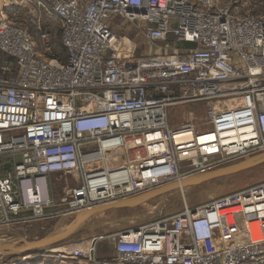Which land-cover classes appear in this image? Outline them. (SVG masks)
I'll list each match as a JSON object with an SVG mask.
<instances>
[{"label":"built area","instance_id":"built-area-1","mask_svg":"<svg viewBox=\"0 0 264 264\" xmlns=\"http://www.w3.org/2000/svg\"><path fill=\"white\" fill-rule=\"evenodd\" d=\"M35 7L0 12V157L8 155L0 162V227L74 216L264 153V15L219 0H36ZM41 13L61 24L64 59L54 56ZM113 18L144 23L151 44L169 48L173 37L181 47L138 55ZM234 98L240 102L224 108ZM192 102L208 103L207 127L171 126L170 107ZM186 131L193 137L179 143ZM53 173L76 180L58 201ZM67 242L38 258L264 264V183L151 225ZM105 242L111 255L100 253Z\"/></svg>","mask_w":264,"mask_h":264},{"label":"rangeland","instance_id":"rangeland-1","mask_svg":"<svg viewBox=\"0 0 264 264\" xmlns=\"http://www.w3.org/2000/svg\"><path fill=\"white\" fill-rule=\"evenodd\" d=\"M219 1L225 5L233 2L232 0ZM0 3L2 4V0H0ZM3 3L7 6L10 4L8 9H5L4 7L1 8L2 5L0 4V9H4V14L9 16H12L14 11H20V14L22 15L35 13L36 9V0H3ZM262 3L263 5H261V10L262 13H264V1ZM240 9L244 12L251 11L249 9ZM10 11H12V13H9ZM41 16L43 17V21L47 29L52 35L54 56L64 59L66 56L64 46L62 44L61 24L58 20L49 17L45 13H41ZM113 21H115L116 25L121 27L119 30L120 35L126 34L138 43V55L151 56L166 53L169 54L170 52L173 53L177 51V49L181 47L176 45V39L173 37L170 38L169 48L164 43L151 44L144 37V32L142 30L144 23L131 21L124 22L120 18H113L111 22ZM47 56L49 58L53 57L52 55ZM7 59V55H1L2 62ZM207 110L208 103L206 102H192L173 106L169 109V121L171 126L175 128H180L184 125H193L197 131H201L207 127ZM7 157L8 155L0 157V162L7 160ZM124 161L125 159H123V162ZM115 163L116 161L110 162L111 165ZM2 174V170L0 169V176ZM49 181L52 184L53 195L56 201L63 196L64 187L67 184H76L75 177L71 173H58L50 175ZM261 183H264V164L237 175L215 180L199 187L188 188L184 191L175 192L144 204L136 209L103 212L93 216L91 215L92 217L88 216L87 220L89 218L90 219L65 241H88L95 236L126 231L143 225H151L162 218L176 215L184 209H195L214 199L222 198ZM76 217L77 214L74 216L59 215L54 219L42 221L40 223L0 227V237L5 236V241H9L10 243L17 241L18 243H16V245L20 244V246H24L25 243L22 241L34 242L37 239H42L55 233H62V231L65 230V226H70ZM111 248V245H108L105 242L100 244L99 250L103 255H111ZM41 252L42 249H39L37 253L29 254L37 257V259L30 258L29 260H24V258L29 255L5 256L0 254V264H62L59 261L52 259H48L46 261L41 260L38 258V256L41 255Z\"/></svg>","mask_w":264,"mask_h":264},{"label":"water","instance_id":"water-1","mask_svg":"<svg viewBox=\"0 0 264 264\" xmlns=\"http://www.w3.org/2000/svg\"><path fill=\"white\" fill-rule=\"evenodd\" d=\"M264 164V154L258 155L241 162H238L233 165L225 166L204 174H199L191 177H187L180 182H174L168 185L163 186L162 188L156 189L154 191L148 192L138 197H134L131 199L115 202L112 204L100 206L89 211V217H92L95 214L103 213V212H110V211H119V210H129V209H136L144 204L149 202L155 201L159 198L164 196L173 194L178 191H184L188 188L199 187L204 184H208L215 180H219L222 178L230 177L233 175H237L239 173L248 171L252 168L258 167ZM5 170H11V164L7 163L5 165ZM83 212L79 213L75 220L70 224L67 231L62 233H55L51 236L37 239L34 242H24V246H17L12 244H2L0 245V254L2 255H9V256H27L31 252L44 249L50 246L57 245L61 242H64L71 236L74 232H76L85 222H87V216H81ZM92 215V216H91Z\"/></svg>","mask_w":264,"mask_h":264},{"label":"bare ground","instance_id":"bare-ground-1","mask_svg":"<svg viewBox=\"0 0 264 264\" xmlns=\"http://www.w3.org/2000/svg\"><path fill=\"white\" fill-rule=\"evenodd\" d=\"M239 102H240V99H236V98H234V99H230V100H227V101H225V103H224V105H225L224 108L234 106V105L238 104ZM192 137H193V135H192V131H186V132L181 133V134H179V135L177 136V141H178L179 143H180V142H181V143H184V141H187V140L191 139ZM212 139H213V136L209 135V136L202 137V138H201V141H211ZM263 154H264V153H263ZM260 155H261V154H260ZM231 165H233V164H231ZM228 166H229V165H228ZM171 183H173V182H171ZM171 183H168V184H171ZM168 184H165V185H168ZM165 185L158 186V187H156V188H154V189H152V190L145 191V192H142V193H139V194L133 195V196L127 198V199H131V198H134V197L141 196V195L146 194V193H148V192H151V191H154V190H156V189L162 188V187L165 186ZM127 199H123V200H127ZM123 200H120V201H123ZM115 202H119V201H115ZM115 202H112V203H115ZM112 203H108V204H112ZM108 204H104V205H108ZM104 205H100V206H104ZM100 206H98V207H100ZM95 208H96V207H95ZM92 209H93V208H92ZM89 211H90V209L83 211V213L81 214V216H82V215H83V216H87V215L89 216V214H88ZM77 215H78V214H77ZM68 228H69L68 225L65 226V230H63L62 232L67 231ZM59 233H61V232H59ZM24 242H26V241H24ZM16 243H18V242L15 241V242L10 243L9 241H5V236H4V237H3V236L0 237V245H2V244H12V245L17 246ZM37 261H38V260H37ZM20 264H21V263H20Z\"/></svg>","mask_w":264,"mask_h":264},{"label":"crops","instance_id":"crops-1","mask_svg":"<svg viewBox=\"0 0 264 264\" xmlns=\"http://www.w3.org/2000/svg\"><path fill=\"white\" fill-rule=\"evenodd\" d=\"M10 1V0H9ZM234 3H239L238 5L240 6V8L242 9H249L251 11H254L258 14H261V15H264V13H262V10H261V5H263V1L264 0H232ZM13 2V1H11ZM1 4V3H0ZM1 8L4 7V3H3V0H2V4H1ZM6 9V8H5ZM254 9V10H253ZM4 12V9H0V12ZM6 11V10H5ZM16 12V11H14ZM13 12V13H14ZM9 13H12V11H10ZM12 13V14H13ZM191 44H185L184 47H190ZM129 156H132V154H130ZM54 174H57V173H53L52 175ZM79 214V213H78ZM30 259V258H29ZM39 262V261H38Z\"/></svg>","mask_w":264,"mask_h":264},{"label":"trees","instance_id":"trees-1","mask_svg":"<svg viewBox=\"0 0 264 264\" xmlns=\"http://www.w3.org/2000/svg\"><path fill=\"white\" fill-rule=\"evenodd\" d=\"M37 252H38V250H36V251H33V252H31L30 254H32V253H33V254H35V253H37Z\"/></svg>","mask_w":264,"mask_h":264}]
</instances>
